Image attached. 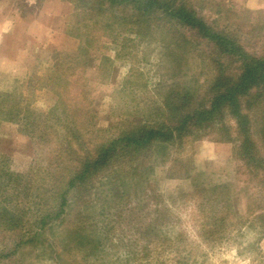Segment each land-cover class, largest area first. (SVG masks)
Listing matches in <instances>:
<instances>
[{
    "label": "trees",
    "instance_id": "1",
    "mask_svg": "<svg viewBox=\"0 0 264 264\" xmlns=\"http://www.w3.org/2000/svg\"><path fill=\"white\" fill-rule=\"evenodd\" d=\"M77 1L82 3L81 8L76 4L78 13L90 15L75 28L84 31L77 38L89 43L94 32H103L110 42L120 36L125 43L145 44L158 32L159 64L172 73L157 82L164 93L155 102V113L110 135L111 129L96 128L79 78L63 75L57 64L41 81L57 97L46 114L32 111L21 94L0 93V122L16 125L38 145L55 146L26 174L10 171L7 158L0 155V264H31L32 259L101 264L113 247L105 231L106 207L114 210L129 202L135 190L147 188L150 175L170 161L167 179L190 178L195 194L206 197L201 206L213 203L220 208L206 226L211 234H219L216 224L228 219L222 209L233 193L227 184L204 189L202 175L191 176L189 161L173 149L208 134L232 144L235 159L264 192V48L258 54L248 52L236 31L216 30L197 14L191 0ZM206 44L213 53L203 54ZM195 53L211 68V76L196 89L175 93L177 83L172 80L181 74V62ZM115 216L120 219L117 212ZM253 221L264 235V209ZM130 261L127 257L125 262Z\"/></svg>",
    "mask_w": 264,
    "mask_h": 264
},
{
    "label": "rangeland",
    "instance_id": "2",
    "mask_svg": "<svg viewBox=\"0 0 264 264\" xmlns=\"http://www.w3.org/2000/svg\"><path fill=\"white\" fill-rule=\"evenodd\" d=\"M76 4L81 8L77 0H0V93L21 94L32 111L46 114L57 97L41 81L57 64L63 75L79 78L78 85L85 87V103L96 128L111 129L110 135L128 123L146 120L164 93L156 87L158 80L172 73L159 64L160 33L144 44L125 43L120 36L114 43L104 38L105 33L94 32L86 43L76 37L84 31L75 28L90 15L78 13ZM191 5L216 30L236 31L248 52L258 54L264 48V0H191ZM208 45L201 48L203 54L213 53ZM199 61L195 53L181 62L182 72L172 80L177 83L175 93L196 89L210 78L211 68ZM81 119L87 121V116ZM216 139L208 134L173 149L189 161L191 176L202 175L204 189L227 184L233 193L222 209L228 219L216 224L219 234H211L206 226L219 216L220 208L213 203L201 206L206 197L195 194L190 178L167 179L170 161L157 168L149 186L135 190L129 202L114 210L106 207L105 231L113 247L101 264H129L127 257L132 264H264V235L252 224L264 209V192L235 159L232 144ZM51 149L55 146L38 145L16 125L0 122V155L7 158L10 171L26 174L36 169ZM31 264L53 263L32 259Z\"/></svg>",
    "mask_w": 264,
    "mask_h": 264
}]
</instances>
